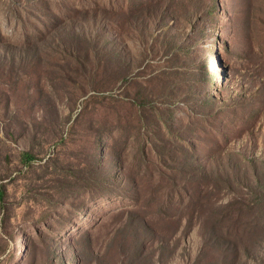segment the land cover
Wrapping results in <instances>:
<instances>
[{
  "label": "rangeland",
  "instance_id": "1",
  "mask_svg": "<svg viewBox=\"0 0 264 264\" xmlns=\"http://www.w3.org/2000/svg\"><path fill=\"white\" fill-rule=\"evenodd\" d=\"M0 264H264V0H0Z\"/></svg>",
  "mask_w": 264,
  "mask_h": 264
},
{
  "label": "trees",
  "instance_id": "2",
  "mask_svg": "<svg viewBox=\"0 0 264 264\" xmlns=\"http://www.w3.org/2000/svg\"><path fill=\"white\" fill-rule=\"evenodd\" d=\"M21 157H22L23 162L25 163H28L29 161L33 159V156L27 152L23 153Z\"/></svg>",
  "mask_w": 264,
  "mask_h": 264
}]
</instances>
